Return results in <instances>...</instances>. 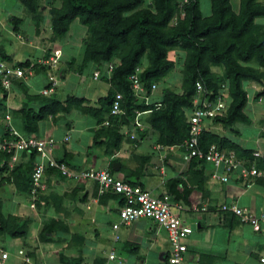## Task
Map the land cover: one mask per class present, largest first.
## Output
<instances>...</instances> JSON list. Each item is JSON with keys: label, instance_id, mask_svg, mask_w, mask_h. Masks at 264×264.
<instances>
[{"label": "trees", "instance_id": "1", "mask_svg": "<svg viewBox=\"0 0 264 264\" xmlns=\"http://www.w3.org/2000/svg\"><path fill=\"white\" fill-rule=\"evenodd\" d=\"M17 1L25 10L36 14V18L40 19L41 15L38 14L40 0ZM210 2V13L204 14L200 0H151L150 3L147 0H61V5L52 8L51 11L54 35L58 39L65 37L75 20L87 28L82 61L77 64V59L71 57L67 61L69 68L64 69L61 76L67 78L71 68L81 75L92 63L98 69L96 71L100 72L98 80L109 82L110 87L107 93L98 99L97 106H89L85 104L89 99L83 95L68 94L64 100L51 96L50 94L56 91L59 80L53 90L45 94L41 89H30L28 86L30 78L13 77L11 86L6 88L2 85L0 77V131H3L0 137L17 138L12 133L16 129L12 126L15 123L11 122L10 111L14 112V121L17 117L23 124L21 132L16 130L19 134L37 136L39 122L49 116L55 117L56 120L58 114L70 113L74 108H80L86 114L95 117L98 126H101L96 135L103 134L102 136L105 135L106 138L104 139L105 136L97 138L95 135L98 139L95 144H101L108 154H114L121 148L126 140V135L121 132V126L130 124L138 111L146 112L142 120L157 132L159 143L164 146L183 145L189 137L188 112L194 108L198 81L205 88L203 97L214 99L221 94L229 99L224 115L217 116L212 123H221L224 128L232 131H236L234 127L236 123H250L252 119L245 111L249 96L244 82L251 81L260 85L262 89L256 92L254 99L264 98V25L258 22L259 18L264 17V1L239 0L238 3H233L232 0H210ZM10 19L14 29L19 30L23 18L13 15ZM176 49L185 52L180 88L166 87L162 90L159 100L157 98L149 103L146 100L140 101L131 76L138 75L144 89L143 93L149 98L156 90L153 89V85L157 86L161 79L175 69L176 62L171 53ZM1 56L13 69L31 68L32 72L26 70L24 73L27 77L34 76L37 71H48L52 68L49 63L42 61L52 58V49L47 50L40 61L27 59L14 64L13 59L5 52L1 51ZM110 65L113 66L112 70ZM48 82L46 87L51 88V78ZM16 87L19 88V93H23L20 107L9 110L5 103L9 101L10 96L13 97L12 92H15ZM226 88L228 93L225 95L222 91ZM118 94L122 96L120 107L124 111V114L119 115L111 112ZM106 121H109L107 125L109 128L104 129L107 127ZM137 131L140 138L130 139L133 143L144 139L146 135L145 129L137 128ZM211 144L233 149L241 157L247 155L254 159L253 149L242 148L235 141L213 131L212 127L204 129L200 136L201 148L208 149ZM12 154L13 152L0 151L2 174L0 184L11 183V175L17 179L26 175L27 193L32 200V173L40 153L37 149L24 150L21 154L29 156L27 162L20 165L17 161L13 168H10ZM62 160L67 161L66 158ZM192 160L204 161L197 158ZM142 170H145L144 166L135 170L129 169L124 179L139 184L135 177L139 179ZM7 171L11 172V175L3 176ZM112 171L114 173V167ZM96 186L99 191L98 183ZM19 187L22 189L24 186L19 184ZM46 190L40 189L34 194L38 205L41 204L39 200ZM99 196L104 202L114 197H119L120 203L123 202L120 194L110 191ZM11 217L12 214L5 217L0 211V233L9 232L12 236L27 234L30 220L22 218L21 223L13 227L7 222ZM66 229L67 224L54 219L40 231L39 238L43 242L49 241L53 231L60 230L61 234H66ZM55 238V241L62 240L60 236ZM62 262L87 264L83 255L63 254Z\"/></svg>", "mask_w": 264, "mask_h": 264}, {"label": "crops", "instance_id": "2", "mask_svg": "<svg viewBox=\"0 0 264 264\" xmlns=\"http://www.w3.org/2000/svg\"><path fill=\"white\" fill-rule=\"evenodd\" d=\"M90 66H93V73L98 70L95 65L92 63ZM87 69V68H86ZM85 69V70H86ZM87 71H84L82 74H86ZM81 76L82 82H86L87 78L83 75ZM71 74L67 75V78ZM94 77V75H93ZM64 75L61 76V79L66 80ZM95 79V78H94ZM31 80V78L29 79ZM28 80V81H29ZM98 80V79H95ZM81 82V83H82ZM49 82L46 81L43 83L41 88H35L34 90H43ZM109 83V82H108ZM110 84V83H109ZM30 85V84H29ZM81 87V86H80ZM79 87V88H80ZM158 88V85H157ZM156 88V89H157ZM20 99H18V98ZM17 97H9V101L5 104H10L11 107L9 110L16 109L20 107V101L23 97V93H19ZM101 97V96H100ZM99 97V98H100ZM158 100L161 98V94H156V90L153 92V95L150 96L147 100V103L154 101V99ZM18 99V101H17ZM89 99V98H88ZM61 100V99H60ZM98 102V100H97ZM99 103V102H98ZM98 105V104H97ZM95 105V106H97ZM11 122L13 121L15 124L12 126L18 131L21 132L23 124L21 123L20 119L16 117V121H14L15 115L14 112L10 111ZM77 116V117H76ZM189 116V112H188ZM63 117V119H62ZM53 118V117H51ZM55 118V117H54ZM62 126L66 129L65 136H69L71 133H78V139H75L69 146L64 144L61 147L64 148V152L62 155L57 153L63 151V149L59 146L60 143L66 142V140H59L56 146V154L54 156L56 158H66L67 162L76 169H84V168H95V169H107L113 175L122 171L123 167L135 170L144 166V171L140 174L139 184L143 186L145 189L156 190L153 192L155 195H162V194H169L174 202H180L185 206V210L180 212L181 217L185 221V223L189 226L193 227V232L187 238V246L188 250L185 254V264H224L225 262L229 261V259H235L230 264H259V258L262 254H264V222H262L263 228L260 232L254 231L253 227L249 223L241 222V220L235 216L232 212L229 211H222L221 206L222 204H229L235 203L239 206L246 207L247 209L251 210L253 214L260 215L264 213V177H253L242 176V168L250 167L252 164H256L259 168H264V162L258 161V159H250L247 155L241 157L237 155L239 160L241 161L242 165L240 168L231 174L229 180L224 182L219 178L213 176V173L216 171L222 172L220 168L214 167L213 164L208 162H199V161H189L185 162L183 159L184 153V145H172V146H165L164 148L159 147L162 145L157 141L158 134L155 132L147 123L144 124V129L146 130V135L144 139L140 140L137 143H133L129 139V135L126 134V140L122 144L121 148L114 154H108L103 148L104 155L102 159L106 160V165L103 167H96L93 164L97 163V160H100L101 156L93 150L96 147H101V144H95L98 140L97 138L101 137V135H96L98 130H100L101 126H98L95 117L91 116L87 117L83 116V114L79 115H71L70 113H61L58 114V118L55 121H51L45 119L39 122V129L37 131V136H42V134L52 133V130L57 128V123L60 121ZM82 120V121H80ZM50 122L52 124H50ZM81 122V123H78ZM65 126H64V125ZM209 126L213 129L216 127L215 123H209ZM41 127V128H40ZM50 128V129H48ZM105 129V128H104ZM133 127L130 126L129 133L132 132L134 134H139L137 129L132 130ZM142 129V130H144ZM226 128L224 133H221L216 130L221 135L228 137L229 139L238 143L242 148L246 149H253L254 151L260 150L264 152V128L260 129L257 133V140L260 141V145L263 149L259 147H247L242 142L240 137L242 133L239 129L236 131H232L231 129ZM152 131L154 133H152ZM3 131H0V133ZM149 132V133H148ZM149 134V135H148ZM96 135V137H95ZM151 137H148V136ZM54 137V135L47 134L46 137ZM105 136V135H104ZM102 136V137H104ZM56 137V136H55ZM54 137V138H55ZM147 137V138H146ZM157 137V138H156ZM106 136L104 137V139ZM131 138V137H130ZM155 139V144L152 146V142ZM71 137L69 136L70 141ZM258 144V143H257ZM256 144V145H257ZM142 151V152H140ZM233 150V149H229ZM235 151V150H233ZM101 153V152H99ZM20 160L19 164H24L29 159L28 155L20 153ZM109 156V159L107 157ZM77 161L78 163H71L70 159ZM76 158V159H74ZM117 158V159H116ZM134 159V160H133ZM92 160V161H91ZM128 160L131 164L128 163ZM82 162H86L87 165L84 167L81 165ZM74 164V165H72ZM78 164V165H77ZM115 168L113 173L112 169ZM218 169V170H217ZM116 172V173H115ZM116 174V175H117ZM115 175V176H116ZM46 183L50 186L52 181H61L65 178L62 176H56L51 174L50 172L46 175ZM121 178V175L118 176ZM152 178L151 184L154 187L149 188L146 183H143L141 180L142 178ZM63 178V179H62ZM155 179V181H154ZM73 182V181H72ZM92 182V181H88ZM85 181L83 185L80 186L85 193H88L92 190H97V186L95 182H92V186H87L88 183ZM59 185V184H58ZM48 188V187H47ZM63 190L59 186H57V190ZM98 193V190H97ZM41 199V198H40ZM87 199V196H86ZM99 204L103 207H99L97 212H105L106 214H113L117 213L119 207L121 205L120 198L114 197L112 199H108L106 202L102 201L101 197L98 196ZM41 201V200H39ZM33 200L29 201V204ZM36 202V201H35ZM35 209L37 206V202L35 203ZM198 206L199 208L207 207L206 210H193V206ZM105 207V209H104ZM16 208V207H15ZM14 208V210H15ZM33 211V210H32ZM36 210L33 211L35 213ZM96 213V212H95ZM99 214V213H98ZM97 214V215H98ZM36 215V214H35ZM95 215V216H97ZM15 216V215H14ZM37 216V215H36ZM100 218H103L104 215H99ZM119 216V215H118ZM17 217V216H16ZM24 217H29L24 216ZM28 219V218H26ZM96 219V217H95ZM144 224L139 226L138 229H131L128 228L130 224H122L119 229L117 230L118 234L120 235V240L115 242L114 241V230L112 228V224L117 221H110L111 228H112V237L106 236L103 237V233L99 227H97L98 217L96 219V229H95V238L91 236L80 237L79 235H75L74 242L71 246L72 248H63L66 247V244L57 239L55 241L54 236H50L51 239L49 241L42 242L44 246L36 249H31L33 246L26 245L29 244V241L25 243V240H20L23 236H12V241L5 243V246H11L10 251V258L8 260L12 261L11 264H63L62 262V255L68 256H75L76 254H72L75 252L80 243L83 241V238L88 239L89 248L82 249V255L89 258L94 254H100L102 249L105 247L103 246L108 245L107 254L104 255L105 260H96L92 261L90 258H86L87 264H121L123 261L125 264H169L168 263V255L170 253V241L168 237L167 231L161 227L156 221L150 218H140ZM22 220V218H20ZM103 220L104 219H100ZM99 220V221H100ZM148 220L151 222L150 227L147 230V226H145V222L148 223ZM198 230L195 229L194 225ZM99 226V225H98ZM104 226V224H103ZM218 227V228H215ZM126 229L124 235L122 236L121 230ZM98 229V230H97ZM221 233L222 244H219V240L217 242V234ZM61 233V231H60ZM149 233H151L149 235ZM148 234V235H147ZM161 234L164 236L163 241L166 242L165 245L159 242V235ZM62 237V235H58ZM146 238V239H144ZM86 240V239H85ZM96 240V241H95ZM98 240V241H97ZM25 243L27 248H24L23 244ZM32 244V242H30ZM56 244L60 247V251L56 253L53 252V246ZM97 246L95 247V245ZM119 245L121 249L128 250L131 254L135 255L137 262H135L132 258H127L123 256L118 250V258L111 260L109 259V252L112 247H116L119 249ZM2 246V245H1ZM30 249H29V248ZM55 247V246H54ZM7 249V248H3ZM26 250L28 252H33L34 255L31 253L28 255L30 260L26 262L25 255L20 254V250ZM52 250V251H51ZM69 250V251H68ZM106 250V249H105ZM28 254V253H27ZM121 254V256H120ZM37 259V260H36ZM124 259V260H123ZM135 259V258H134ZM7 260V261H8ZM123 260V261H122ZM7 261L3 262L0 260V264H8ZM116 261V262H115ZM122 261V262H121Z\"/></svg>", "mask_w": 264, "mask_h": 264}, {"label": "rangeland", "instance_id": "3", "mask_svg": "<svg viewBox=\"0 0 264 264\" xmlns=\"http://www.w3.org/2000/svg\"><path fill=\"white\" fill-rule=\"evenodd\" d=\"M232 1L233 3H238L239 0H232ZM147 2L150 3L151 0H147ZM200 3H201L202 12L204 14H209L211 10L210 0H200ZM60 5H61V0H40L39 3L40 10L38 11V14L39 16L40 15L41 16L40 19H38L36 18V14L29 13L27 10H25V8L22 5H20V3L17 0H0V62L4 61V59L1 56V51L9 55L13 59L14 64H17L18 62H23L27 59L33 61L39 59L40 61L42 60L43 56L46 54L47 50L52 49V57L57 62V66L55 68H53L52 66V68L48 71H43V70L37 71L35 72L34 76L33 75L28 77L21 76L23 78H31V80H29L30 85H28L30 86V89L34 90L35 88H41L43 83L48 81L49 78L52 79L53 77H56L59 80L58 87L55 92H52L50 94L51 96H56L57 98L64 100L68 94H79V95H83L86 98H89V102H86L85 104H88L89 106L90 105L95 106L98 104L97 100L99 99V97L104 96L107 93L110 84L107 81L101 79L100 80L94 79L92 74L94 69L93 66L89 65L85 70L87 71L86 74H82L87 78L86 82H82L81 76L79 75V73H77V71L73 70V68L69 70L67 75L69 74L71 75L66 80L61 79V74L64 72V69L69 68L67 65V61L71 59V57H75L77 59V64H79L82 61L83 51L85 49L84 40L85 37H87V28L83 27V25L80 24L78 20H75L71 24V29L68 31L66 36L63 37L62 39H58L53 32L52 22H51V11L52 8L59 7ZM13 15L22 17L24 20L23 24L20 25L19 30L14 29L13 24L10 21L11 20L10 18ZM258 22L264 25V17L259 18ZM171 57L175 60L176 67L168 76H166L165 78L161 79L158 82V88L156 89V94H161L162 90L166 87L171 86L175 89L180 88L181 79H182L181 70L183 68L182 61L185 58V52L181 49H176L171 53ZM146 60L147 57H145V63ZM49 64L51 65L52 63L50 62ZM75 67H77V65ZM216 70L219 69L216 68ZM244 84H245V89L247 90L249 96L248 105L245 111L250 115L252 121L250 123H245V122L236 123L234 127L235 129H239V131L242 133L240 139L245 146L247 147L256 146L261 148L262 146H259L260 141L258 142L256 137L258 131L264 128V98L257 100L254 98L256 92L259 89H262V87H260V85H258L257 83L251 81H245ZM14 91L15 92H12V96L13 97L19 96V88L18 87L14 88ZM139 100L143 102L146 99L139 97ZM8 107L10 108L11 105L8 104ZM76 113H78L79 115L83 114V116L87 117L86 119H88V117H91V115L86 114L80 108H74V110H71L70 112L71 115H76ZM53 119L55 120L54 117L51 118V116H49L47 118V121L48 120L53 121ZM50 124L52 123L50 122ZM107 128H109V126L105 127V129ZM215 128L217 131L221 133H224V130L226 131V128H224V126L221 123L216 124ZM215 128L214 129L212 128V130L215 131ZM129 129L130 126H123V127L121 126L122 133H126L127 135L129 134ZM132 130H135V128L133 127ZM50 132L51 130H49L48 133H46V135L42 134V136L45 137L47 136V134H51L54 135V137L56 136L55 139L58 141L64 139L66 129L62 126L61 118L60 121H58L57 123V128L52 130V133ZM70 133L71 134L69 136L71 137V140L66 141L64 143H60L59 145L60 147L61 145L63 146L64 144H67V146H69V144H71L75 139H78L77 137L78 133L76 132L75 133L70 132ZM152 133L154 132L152 131ZM136 136L140 138L138 134H136ZM129 139L134 140L133 138H129ZM153 144H155V139L152 142V146ZM159 147L164 148L165 146L159 145ZM61 148L63 149V151L59 152V149L57 150V153L60 155L65 153L64 148L63 147ZM103 148H104L103 146L101 147L98 146L93 149L95 153L101 156L100 160H97V163L93 164L96 167H103L106 165V160L102 159V156L105 153L102 150ZM261 149H263V147ZM54 153L56 154V151H54ZM107 159H109V156L107 157ZM19 160H20V156L18 162ZM133 160H128V163L131 164L130 161ZM70 161L71 163H78L77 161L72 160V158L70 159ZM81 165L86 167L87 163L82 162ZM128 172L129 170L126 168V166H124L122 171L119 172L118 174L115 172L117 174L115 175L118 176L120 174L121 178L124 179V177H126ZM10 173L7 171L3 176H9ZM46 175L42 178L43 181H46V177H47ZM11 176H12L11 183L4 182L3 184H0V211L4 214L5 217H8L11 214L13 215V217H11L10 219L8 218L10 221H7L9 225H12L13 227H16L18 224L21 223L20 218H28L30 220L28 232L27 234H25V237H23L20 240L23 241L25 240V243L29 241V244L27 243L26 245L33 246V248L31 249L38 250L39 248L44 246V244L42 243L43 241L40 240L39 238L40 231L44 228V226L47 223L52 222L54 219H58L59 221L64 222V224H67L68 226V229L65 230L66 234H61L60 230H56L53 231V233L50 235L56 237L61 234L62 241L66 244V247L63 248L73 247L71 246L72 243L74 242L72 237L74 238L75 235H79L80 237H86L88 234V236L95 238L96 235L94 234L97 223L99 225V226L97 225V227H99L100 230L102 231L103 237H106L107 235L112 237V228H111V223L109 222L110 221L118 222L120 218L116 212L111 215L106 214L105 212L102 213L97 212L99 207L101 208L103 207L102 205L100 206L99 204L100 203L98 200L99 191L98 193L97 190L89 191V196H88V193H85L82 189H80V186L83 185L85 181L72 182V180H67L63 178H62L63 180L61 181H52L50 186H48L44 196L41 197L40 199L41 201H39L41 204L37 206L35 209L32 208L31 205L29 204L30 197L27 193V188H26L27 186L26 183L28 181L27 176L24 175L20 179H17V177L15 178V176L13 175ZM0 178H2L1 173H0ZM151 179L152 178L143 177L141 181L143 183H146L149 186V188H152L154 187V185L151 184ZM19 184H22L25 187V188L23 187L25 190H23V188L20 189ZM86 185L88 187L92 186V182H88ZM57 186H59L63 190L62 191L61 189L57 190ZM152 191L155 192L156 190H152ZM32 210L33 211L36 210L35 213H33ZM101 214L104 215L103 218H100L99 215ZM27 215L29 217H24ZM95 217L96 219L98 217L97 223ZM100 219H104L103 223L102 220ZM150 222H151L150 220H148V223L145 222V226H147V230L150 227L149 224ZM143 224L144 222H142V219H137L136 221L132 222L131 225L128 226V228L130 227L131 229L135 230L138 229V227L142 226ZM194 227L196 230H198L196 224L194 225ZM19 228H21V226ZM124 232H126V229L122 228L121 230L122 236L124 235ZM150 234L151 233H149V235ZM158 235H159L158 237L159 242L162 243L164 236L161 234ZM12 239L13 237L11 233L9 232L0 233V247L7 248L6 250L10 252L11 250L9 249L11 248V246L8 245L5 246V243L12 241ZM221 239L222 236L221 233L219 232L217 234V242L219 240V244H222L223 242V241L221 242ZM30 242H32V244H30ZM25 243L23 244V246L25 245ZM165 244L166 242L163 241V245ZM26 245L24 246V248H27ZM96 246L97 244L95 245V247ZM103 246L105 248L102 249L100 252L98 251V253L100 254H94L90 256L89 257L90 260L92 261L105 260V257L103 256L107 254L109 248L108 245L104 244ZM51 247H53V252L55 253V256H57L56 253L60 251V247H58L56 244H54ZM83 248L84 249L89 248L87 238H83V241L80 243L76 251L75 252L71 251V253L76 255H82ZM118 250L123 256L127 258L128 257L132 258L135 262H137L135 255L131 254L126 249H121L120 245H119V249H116V252H118ZM24 252L26 255H29L30 253H33L35 251L28 252L24 250ZM88 255L84 257L88 258L87 257ZM118 257L116 261L119 260ZM10 260L7 261L8 264H11L12 261ZM233 260L235 259H229V261L225 262L224 264H230L233 262ZM121 264H125V262L123 261V263Z\"/></svg>", "mask_w": 264, "mask_h": 264}, {"label": "built area", "instance_id": "4", "mask_svg": "<svg viewBox=\"0 0 264 264\" xmlns=\"http://www.w3.org/2000/svg\"><path fill=\"white\" fill-rule=\"evenodd\" d=\"M42 61L47 63L51 62L53 68L57 66L53 57ZM112 67L113 66L110 65L111 70L113 69ZM26 70L32 72L31 68L13 69L4 61L0 62V77L2 85L9 88L11 86V79L13 77L24 76ZM95 77L100 78L99 71L95 72ZM130 79L133 81V86L138 93L144 92L137 74L131 76ZM51 80L52 87L45 88L43 93H50L58 82L56 77H53ZM196 86L197 92L194 97V108L189 112L188 116V122L190 124L189 137L183 144V159L184 161L189 162L192 159L197 158L213 164L214 167L220 168L222 171L221 173L219 171L214 172L213 176L227 182L231 174L236 172L242 165L236 152L217 144H211L208 149H203L200 146V136L203 130L208 128V124L213 121L214 118L224 115L228 107V99L221 94L217 95L214 99H210L206 96L203 97L205 92L203 84L198 81ZM222 92L226 95L227 90ZM121 98V94H118L117 100L114 102L113 113H119L122 110L120 107ZM140 115V113L137 114L133 125L136 128L143 129L144 124ZM106 123L108 124L109 122L107 121ZM12 133L17 136V138H3L0 140V151L13 152L10 160V168H13L18 161L19 155L22 151L27 149H37L40 153V158L36 162L32 173V208H35L36 205V195L34 194H36L38 190H45L48 187L47 183L43 181L42 178L49 171L53 175L62 176L63 178L74 182H96L99 186V194L110 191L120 194L123 199L118 210L120 220L112 224L115 242L120 240V235L117 230L122 224H130L143 217L150 218L156 221V223L163 227L168 233L171 245L170 253L167 258L168 263L185 264V254L188 250L186 240L188 236L192 234L194 229L192 226L187 225L180 215V212L185 210V206L182 203L174 202L169 194L155 195L140 184H135L126 179L116 177L107 169H76L71 167L66 161L59 158L57 159L54 156L53 151L56 146V140L53 137L44 138L39 136H23L16 130ZM131 136L135 137V134L133 133ZM253 156L254 159H262L264 162V152L260 150L254 151ZM249 175L257 178L264 177V168H259L256 164H252L249 168H242V176L248 177ZM192 209L196 211L206 210L207 207L199 208L195 205ZM221 210L232 212L241 220V222L251 224L256 232H260L263 228L262 222H264V213L255 215L251 210L235 203L222 204ZM20 254L25 255L26 262L30 260V257L25 254L23 249L20 250ZM117 257L116 247L114 246L109 252V259L114 260L117 259ZM9 258L10 252L0 247V260L5 262ZM259 264H264V254L260 256Z\"/></svg>", "mask_w": 264, "mask_h": 264}, {"label": "clouds", "instance_id": "5", "mask_svg": "<svg viewBox=\"0 0 264 264\" xmlns=\"http://www.w3.org/2000/svg\"><path fill=\"white\" fill-rule=\"evenodd\" d=\"M95 72H96V71H95ZM95 72H94V74H93V75H94V78H95V79H98L97 77H95ZM45 88H47V87H45ZM45 88H44V89H45ZM156 88H157V86L155 85V87H154V85H153V89H156ZM44 89H43V90H44ZM141 93H142V94H141ZM227 93H228V92H227ZM137 96L142 97L143 99L145 98V99H146V102H147V100H148V97H146V96L144 95L143 92H139ZM111 112L113 113V108H112ZM138 113L141 114V115H140L141 120H142V116L146 115V112H140V111H138L137 114H138ZM115 114H117V115H119V114H124V111H123V109H122L119 113H115ZM137 114H136V116H137ZM135 118H136V117H135ZM134 121H135V119H134L133 121H131L130 124H123L122 127H123V126H132V127H134V125H133V124H134ZM106 122H107V121H106ZM108 122H109V121H108ZM142 122H143V120H142ZM210 123H212V121H211ZM105 124L108 125L109 123H108V124L105 123ZM143 124H145V123L143 122ZM134 128L137 129L136 127H134ZM208 128H210L209 124H208ZM143 129H144V127H143ZM140 130H142V129H140ZM121 132H122V131H121ZM124 134L126 135V133H124ZM132 134H133V133L130 132L128 135H129L131 138H134V137L131 136ZM51 137H52V136H51ZM67 137H68V139H67ZM135 137H137L136 134H135ZM53 138H54V137H53ZM54 139H55V138H54ZM55 140H56V139H55ZM64 140H66V141L69 140V136H66V137L64 138ZM57 143H58V140H56V145H57ZM55 149H56V146H55ZM55 149H54V150H55ZM53 154H54V151H53ZM66 162H67V161H66ZM67 163H68V162H67ZM68 164H70V163H68ZM71 167H72V166H71ZM73 168H74V167H73Z\"/></svg>", "mask_w": 264, "mask_h": 264}]
</instances>
